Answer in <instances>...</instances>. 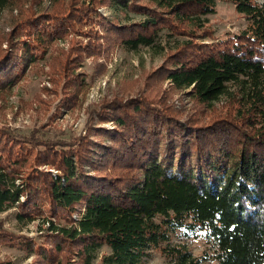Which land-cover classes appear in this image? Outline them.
I'll use <instances>...</instances> for the list:
<instances>
[{
    "label": "trees",
    "instance_id": "obj_1",
    "mask_svg": "<svg viewBox=\"0 0 264 264\" xmlns=\"http://www.w3.org/2000/svg\"><path fill=\"white\" fill-rule=\"evenodd\" d=\"M42 1L0 0L17 9L0 36V92L45 61L56 115L85 96L86 58L102 71L117 47L151 46L160 31L176 42L141 91L102 99L77 136L0 124V212L48 224L36 242L0 221V242L34 255L26 264H95L102 246L98 264H141L150 250L167 264H264V0H222L246 20L222 38L204 18L216 0ZM178 231L202 234L207 249L172 242Z\"/></svg>",
    "mask_w": 264,
    "mask_h": 264
},
{
    "label": "rangeland",
    "instance_id": "obj_2",
    "mask_svg": "<svg viewBox=\"0 0 264 264\" xmlns=\"http://www.w3.org/2000/svg\"><path fill=\"white\" fill-rule=\"evenodd\" d=\"M50 5L51 0H43L39 7L47 9ZM99 10L106 16L121 20L139 18V15L133 13L125 14L121 9L113 10L103 6ZM16 14L17 9L14 7L0 8V36L3 37L11 27ZM204 18L207 27L219 38L237 33L246 24L244 16L235 11L234 5L222 0H216V11L205 15ZM175 42V38L169 36L166 31H160L151 46H141L136 50L117 47L108 60H100L105 63L102 71L95 67L90 58H86L78 70L84 74L88 90L78 107L63 111L59 115L54 113L59 95L43 89L44 86L51 88L52 84L49 80V67L42 61L38 66L32 67L11 90L0 92V124L10 126L23 134L35 130L51 139L77 136L83 132L90 120L91 111L99 106L102 99L113 95H134L141 91L145 74L162 62L167 50L174 46ZM56 45L66 48L67 44L59 40ZM163 86H166V83H163ZM223 100L224 97L221 96L217 104ZM173 101L177 106L184 104L190 107L192 104L189 96L182 92H174ZM15 212V207L0 212L2 226L17 234L26 235L36 242L42 241V234L48 226L46 221L40 217L23 224L17 220ZM172 242L184 243L193 254H200L207 249L205 239L200 233L187 236L178 231ZM109 251L106 246L100 247L95 264H98L102 254ZM33 257L34 255L28 254L24 249L0 242V259L10 260L12 264H26ZM141 264H167V260L158 250H150L143 257Z\"/></svg>",
    "mask_w": 264,
    "mask_h": 264
}]
</instances>
